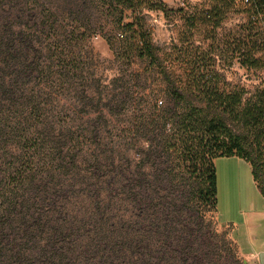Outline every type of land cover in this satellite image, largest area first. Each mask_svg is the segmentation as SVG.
Masks as SVG:
<instances>
[{
    "label": "rangeland",
    "instance_id": "obj_1",
    "mask_svg": "<svg viewBox=\"0 0 264 264\" xmlns=\"http://www.w3.org/2000/svg\"><path fill=\"white\" fill-rule=\"evenodd\" d=\"M158 1L172 11L143 7L136 15L127 10L122 16H112L100 0H0V7L5 10L3 16L10 14L17 26L25 25L32 31L33 41L44 49L42 54L47 59L51 55L47 51L49 44L63 41L58 51L65 50L64 41L71 32L85 34L84 41L73 43L80 66L70 83L63 69L57 93H34L41 96L39 100L48 99L44 119L63 126L61 132H56V139L66 144L62 148L66 150L69 145L66 142L70 129L80 134L83 149H78L83 152L78 153L73 176L48 184H45L47 180L42 182L30 193L27 206L49 209L46 194L60 184L64 191L53 198L54 207L42 212L43 218L81 228L75 234H92L103 228L110 246L120 241L125 247L136 243L138 252L147 249L145 256L151 262L164 264L170 256V250L164 246L169 234L174 236L171 240L175 243L170 246L178 251L188 234L187 230L170 229L169 232L170 224L179 229L189 224L193 226L191 222L196 219L200 206L194 197L200 182L185 174L173 157L169 159V154L158 157L155 116L159 109L156 111L155 101L162 100V107L175 111L174 116L181 114L188 104L199 103L193 95L184 100L171 98L168 89L191 87L190 61L206 55L214 60L209 70L213 77L209 81L220 90L240 92L245 98L264 89V68L242 67L238 56L227 53L222 45L238 38L240 27L246 22L245 12H231L222 26L212 32L202 21L196 22L194 27L185 21V12H200L211 7V0H187L185 4L181 0ZM134 16L143 19L144 29L150 32L152 42L159 48L163 66L167 67V78L159 74L156 64L149 65L147 60L135 55L130 62L117 60L111 51L108 39L121 31L120 20L130 23ZM52 21L57 23V31L49 33L48 24ZM263 26L254 27V31L261 34ZM132 36V31L127 29L125 37ZM258 39L261 46L258 44L256 57L264 59V38ZM67 53L64 51L60 57L68 60L70 54ZM36 82L37 79L33 80L30 89L38 90ZM175 118L169 120V124L175 122ZM231 127L235 132L240 129L236 125ZM95 156L99 159L95 160ZM215 169L218 216L203 206L200 208L205 218L203 232L210 223V229L218 235L207 240L202 234L191 240L206 251L209 245L217 246L222 254L219 264H256L241 254L230 231L224 227L232 225V233L238 239L247 236V229L252 237L264 235V220L258 219L264 202L253 183L250 166L242 160L218 158ZM3 175L0 170V178ZM102 190L104 202L99 204L102 198H98L97 193ZM171 209L177 210L180 216L174 217ZM255 226L259 229L255 230ZM172 254L179 258V253Z\"/></svg>",
    "mask_w": 264,
    "mask_h": 264
},
{
    "label": "trees",
    "instance_id": "obj_2",
    "mask_svg": "<svg viewBox=\"0 0 264 264\" xmlns=\"http://www.w3.org/2000/svg\"><path fill=\"white\" fill-rule=\"evenodd\" d=\"M100 1L112 16H122L127 10L136 15L143 7L172 11L158 0ZM181 1L187 3V0ZM211 1V7L200 12H185L186 23L194 27L196 22L202 21L215 32L231 12H245L246 22L240 27L238 38H234L231 44L222 42V45L227 53L238 56L242 67L249 70L264 68V59L256 57L258 44L261 46L258 38H264V26L261 34L254 31L259 25H264V0ZM2 13L5 10L0 7V74L6 77L0 75V170L4 173L0 178V264H155L146 258L147 249L136 250V243L125 247L120 241L110 246L103 228L92 234H75L81 228L43 218L42 212L54 207L53 198L64 191L60 184L54 185L46 194L49 209L27 206L30 193L42 182L47 180L45 184H48L55 179L62 181V178L73 176L78 153L83 152L80 150L83 149L80 147V134L70 129L67 130L69 141L66 142L69 145L66 150L62 148L66 144L56 139V132H61L63 126L44 119L48 99L39 100L41 96L34 93H57L63 69L67 71L65 79L70 83L80 66L73 43L84 41L85 34L71 32L65 38V50L58 51L59 43H63L60 40L49 44L48 48L46 45L48 53H51L47 59L42 54L44 49L33 41L32 31L25 25L17 26L10 14L3 16ZM137 17L134 16L130 23L120 20L121 31L108 39L110 49L117 60L130 62L135 55L147 60L149 65L156 64L159 74L167 78V67L163 66L160 50L152 42L150 32L144 29L143 19ZM55 24L53 21L48 24L49 33L57 31ZM245 25L248 29H244ZM127 29L132 31L131 38L125 37ZM64 51L70 54L68 60L60 57ZM190 65L192 69L188 77L193 76V85L168 89V95L178 100L193 95L199 103L192 101L181 114L174 116L175 111L162 107V100L155 101L156 111L159 109L155 116L158 157L169 154V159L173 157L185 174L198 179L200 187L195 191L196 201L218 216L215 169L218 158L238 157L247 162L253 182L264 197V89L249 98L240 92L220 90L209 81L213 77L209 70L214 66L210 55L190 61ZM199 70L202 72L198 73ZM202 76L206 81L199 78ZM35 79L38 90L30 89ZM174 117L175 122L169 124ZM231 125L238 126V132ZM94 158L98 160L99 156ZM104 196L103 190L97 193V197L102 198L99 204L104 202ZM200 206L195 213L196 219L191 222L193 226L189 224L182 228L184 226L177 224L181 227L179 229L172 228L170 224L169 232L170 229L175 232L187 230L188 234L180 251L170 246L175 243L171 240L174 236L169 234L164 246L170 250V256L164 264H219L221 261V250L217 246L209 245L210 249L206 251L191 240L202 234L208 237L207 240L218 235L210 229V223H207L208 230L203 232L205 218ZM175 211L171 209L172 215L180 216ZM224 227L232 236L233 226ZM172 252L179 253V258ZM141 256L143 260H140Z\"/></svg>",
    "mask_w": 264,
    "mask_h": 264
},
{
    "label": "crops",
    "instance_id": "obj_3",
    "mask_svg": "<svg viewBox=\"0 0 264 264\" xmlns=\"http://www.w3.org/2000/svg\"><path fill=\"white\" fill-rule=\"evenodd\" d=\"M223 158H225V157H223ZM229 158L237 159L240 161L242 160L238 157H229ZM242 161H244V160H242ZM258 193H259V191H258ZM259 195H260V193H259ZM261 198L263 199L261 201L264 202V197L261 196ZM258 214H259L258 219L264 220V209H262L260 212H258ZM254 220H257V219H254ZM253 228H255V230H258L259 226H255ZM263 232H261V233H263ZM246 234H247L246 237L238 239L237 236L234 233H232V237H233L234 241L237 243L241 254L243 256L247 257L248 259L254 260L256 264H264V235L257 234L254 237H252V235H250V232L248 233V229H247Z\"/></svg>",
    "mask_w": 264,
    "mask_h": 264
}]
</instances>
